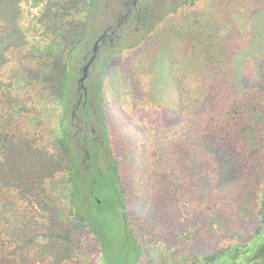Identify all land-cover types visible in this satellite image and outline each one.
Here are the masks:
<instances>
[{
  "label": "trees",
  "instance_id": "trees-1",
  "mask_svg": "<svg viewBox=\"0 0 264 264\" xmlns=\"http://www.w3.org/2000/svg\"><path fill=\"white\" fill-rule=\"evenodd\" d=\"M28 1L0 0V69L3 70L0 88L1 85H5L7 88L5 92L9 97L14 94L11 92L12 89L18 91L15 93L14 102L12 99L8 100L10 108L1 109L4 110L3 115L9 114V121L7 125L0 119V183L2 182L0 190L11 186L9 183L11 174L13 175L18 168L15 162L22 165L21 158L9 156V151L14 146L22 148L20 154L24 169L26 163L31 162L32 171H35V183H44L57 171L42 165L41 162L48 163L46 159L51 156L45 159L46 156L39 145H32L13 135L15 130L11 120L19 119L26 129L33 130L34 124H38L39 121H46L49 125L56 119L47 135L52 140L55 139L57 149H60L65 157L63 163L68 166L67 172L73 196L72 209L76 217V221L69 222L68 229L53 233L57 242L59 240L63 242L62 256L67 260L76 256L80 248L75 245L76 243H72L70 237L75 231L86 227L99 241L102 264H139L143 256V248L128 218L127 190L124 187L123 174L112 153L110 124L103 95L108 68L127 48L123 46V40L119 42L114 40L113 43L101 44L96 54L93 49L89 51L85 39L90 34L89 20L96 0H33V3L45 4V8L48 6L53 18L49 13H44L40 20V27L43 30L41 35H44L48 41L45 47L40 49L36 46L37 50L29 49L24 52L20 49L21 44L11 42L15 32L21 33L23 39L26 37L27 40L28 29L24 25L22 3ZM214 1L218 9H225L223 0ZM234 1L229 0L230 6L238 12L241 9L249 12L253 10L248 8V4H243L242 0L236 4ZM202 4L197 5L196 1H192L193 6L189 7L192 11L176 25L174 35L178 39L176 45L182 49V52H179L182 53L183 58L185 60L193 58L195 65H199L197 67L204 68L213 75V81L207 85L211 93L210 96L199 95L195 100H192L190 95H185V82L190 67L187 69L186 77L174 86L173 92L176 97L172 96V100L180 105V108L179 111L174 110L171 114L176 118L175 126L172 124L167 127L165 140L170 142L168 150L155 149L159 150L155 156L158 161L156 168L154 167L155 174L158 179L164 177V185H168L171 189V198L169 197L166 202L167 212L172 219H176L175 216L180 215L178 209L183 208L185 214L188 212L192 215L197 214L202 222H235L232 225L228 224L227 227L225 223H221L222 236L227 233L229 237L227 240H223L208 252L194 253L186 259V264H264V159L257 155L262 162L261 175H258V161L251 157L248 168L241 170L242 178L230 190H225L223 182L227 173L221 168L219 155L214 152L219 145L225 149L231 148L230 150L235 148L240 150L239 145H241L246 153L252 154L255 151L264 156V99L257 101L258 97H253L254 92L260 91V95L264 94V65L258 75L260 77H242L241 69L238 67L234 69L233 43L236 33L230 32L224 35L220 29L219 32L212 29L208 31L207 29L211 27L209 21L214 18L216 9L209 4L207 6ZM204 6L207 8L206 12ZM63 11L75 14L77 19L75 30L65 29L62 20L70 14ZM238 12H231L230 18L233 20ZM221 17L224 18L222 12ZM135 20L142 21L140 13H137ZM119 24L116 27L117 31H114L110 38H118L115 32L118 33L123 25L118 28ZM40 27H36L32 22L29 29L38 33L37 29ZM113 30L115 29L109 28L107 32L112 33ZM135 35L138 37L140 34ZM145 36L146 34H142L141 38L139 37V40L131 46L140 45L145 40ZM165 40L171 42L167 37ZM214 40H219V43L214 44ZM156 45L160 49L163 47L160 43ZM206 50H211V55L215 53L212 55L213 60L207 58ZM82 52L88 55L79 56ZM198 55L205 56L201 58L200 63L197 61ZM93 56L95 60L90 68L100 71V81L92 90H87L86 94L81 95L79 89L82 84L78 82V89L74 88L76 80L73 69L77 61H80V64L84 62L83 67L79 69L82 77L84 66ZM150 56L148 54L145 58L139 57L135 70H143V64L153 65ZM183 58L181 62H184ZM232 72L237 74L232 75ZM52 80H57V84L55 89L52 87L53 95L49 96L47 88ZM139 82L143 84L139 88L148 89L152 96L154 91L152 92L148 83L142 79H139ZM171 84L173 85L174 82ZM188 85L190 86L191 83L188 82ZM23 90L38 93V104L36 102L34 108L26 101L20 102L21 95L25 94ZM17 105H19L18 110H14ZM58 108L59 113L55 116V109ZM204 120L207 122L201 123ZM146 136L145 152L140 154L137 160L138 178L142 179L147 188H158L156 178L150 181L146 178L148 170L145 166L146 163L149 164L146 158L148 145H151V152L154 154L155 147L152 143L159 141L154 139L151 133H146ZM210 136L212 143L208 140ZM237 137L243 140L239 145L236 144ZM17 152L19 153V150ZM164 158L175 162L166 165ZM58 170L66 173L62 168ZM177 177L180 182L176 180ZM253 179L255 184H252ZM248 181L252 183L249 184ZM81 186H85L91 192L95 201L93 207L96 210L115 213L121 219L120 227L117 226L119 233L116 239L111 238L110 230L104 222H100L102 218L96 219L99 222L94 228L86 223V217L79 214L76 198L81 193ZM246 188L253 195L251 199V202H254L253 207L248 203L250 201L247 200L249 198L244 191ZM97 195L103 201L99 200ZM244 202L250 204L252 208L246 210L247 204ZM191 203L198 205L192 207ZM195 209L197 210L193 213ZM247 211H250L252 220ZM88 222H94V219ZM246 222H255V224L246 226ZM210 226L217 231L218 227L213 225H207L205 228L209 229ZM0 258L3 259L2 256Z\"/></svg>",
  "mask_w": 264,
  "mask_h": 264
},
{
  "label": "rangeland",
  "instance_id": "rangeland-1",
  "mask_svg": "<svg viewBox=\"0 0 264 264\" xmlns=\"http://www.w3.org/2000/svg\"><path fill=\"white\" fill-rule=\"evenodd\" d=\"M186 1L188 0H138L137 5L134 6L135 0H96L89 20L90 34L85 39L89 51H91L95 42L104 32L109 28L115 29L113 32L117 31L116 27L119 22L127 17L122 22L120 31L115 32L118 38L112 37L113 39L111 38L112 41H110L113 43L114 40L115 42L123 40L122 44L127 49L108 68L109 73L104 82L103 95L110 124L112 153L115 155L119 169L123 174L124 187L127 190L128 218L143 248V256L139 264H186V259L194 253L208 252L229 238L227 233L222 236L221 223H225V227L235 223L202 222L197 214L192 215L189 212L185 214L183 208L178 209L180 215L175 216L176 219H172L167 212L168 205L166 202L169 197L171 198V189L168 185H164V177L158 179L155 174L158 162L155 156L159 152L155 149L168 150L167 147L170 142L165 140L167 127L176 124V118L172 117L171 114L174 110L179 111L180 108V105L172 100V96L176 97L173 92L174 86L183 77H186L187 69L190 67L185 82V95H190L192 100H195L199 95L207 94L210 96L211 93L207 85L213 81V75L208 70L197 67L198 64L195 65L193 58L185 60L182 53L179 52H182L181 47L176 45L178 39L174 35V29L181 19L192 11L189 8L193 6L192 1H196L197 5L204 3L207 6L209 4L216 9L212 21L208 20L211 26L207 29L208 31L212 29V31L219 32L220 29L224 35L230 32L236 33V39L233 43L234 69L240 68L242 77H260L258 75L264 65V0H246V2L242 0L243 4H248V8L253 9L251 12L242 9L238 12L230 6L229 0H223V8L225 7V9L222 10L215 6L214 0H189L188 3ZM236 2L239 0H235L234 4ZM46 8L45 4H36L33 3V0L22 3L24 25L28 29V44L26 37L23 39V35L19 32L14 33L12 44H21L20 49L24 52L29 49L37 50L36 46H39L40 49L45 47L48 41L44 35H41L43 30L40 27V20L44 13H49L53 18L48 6ZM63 12L70 14L62 20L65 29L67 31L75 30L77 20L75 14H71L70 11ZM221 12L224 18L221 17ZM231 12H238L233 18L234 22L230 18ZM137 13H140L141 17L144 16L142 21L135 20ZM32 22L36 24V27H40L37 29L38 33L29 29ZM107 33L113 36L111 32ZM136 33L140 35L136 37ZM142 34H146L145 40L140 42V45L131 46L139 40ZM166 37L171 42L166 41ZM156 43L162 44V49ZM213 43L217 44L219 40H214ZM205 52L207 58L213 60L212 55L215 53L211 55V50ZM148 54L153 59V65L146 66L143 64V70H135L137 59L139 57L140 59L145 58ZM86 55L88 54L82 52L79 56ZM204 57V55H198L197 61L200 63L201 58ZM182 58L184 62H181ZM79 62L75 63L73 69L76 80L75 90L78 89V82L81 77L79 69L84 65V62L82 64ZM134 63L135 65H133ZM2 71L0 69V78ZM236 74V72H232V75ZM139 75L142 77L140 78ZM139 79L148 83L152 92L154 91L152 96L148 89L139 88L143 85ZM98 81H100V71L91 67L87 79L79 89V93L83 95L87 90H92ZM171 82L174 84L172 85ZM188 82L191 83L190 86ZM56 84L57 80L50 82L49 88H47L49 96L53 95L52 87L55 89ZM167 90L169 91L166 92ZM5 91L7 88L5 85H1L0 105L3 106L0 107V119L8 125L9 114H5V117L3 115L4 110L1 109L10 108L8 100L12 99L14 102L15 93L18 91L12 89L11 92H14L12 97L7 96ZM23 92L25 94L21 95L20 102L26 101L34 108V104L36 102L38 104V93L35 91L27 92L26 90ZM253 97H258L257 101H262L264 94L260 95V91L254 92ZM18 108L19 105L13 109L18 110ZM57 113H59V108L55 109L54 115L56 116ZM11 121L15 130L13 135L17 139L22 138L32 145H39L44 156H46L45 159L51 156L46 159L48 163L41 162L42 165L57 171L50 179H46L42 183L43 185L37 184L34 182L36 177L34 176L35 171H32L31 162L26 163V168H23V160L20 154L22 148L14 146L10 149L9 156L21 158L22 165L15 162V166L18 168L13 175L11 174L9 182L11 186L0 190V257L3 258H0V264H102L99 241L88 228L84 227L75 231L74 235L70 237L73 240L72 243H76L75 245L80 248L76 256L70 260L64 259L61 252L63 242L60 240L57 242L53 235V233L65 231L70 226L69 222L76 221L72 209L73 196L70 189V177H68L67 172L68 166L63 163L65 157L61 154L60 149H57L55 139L52 140L47 135L56 119L49 125L46 124V121H39L38 124H34L33 130L26 129L19 119ZM205 122L207 121H201V123ZM145 132L153 134L152 137L159 141L152 143L155 147L154 154L151 152V145H148L146 158L149 164L146 163L145 166V169L148 170L146 178L149 181L156 178L159 184L158 188H147L142 179L138 178L136 166L138 156L145 152V137H147ZM210 138L211 136L208 138L209 143H212ZM235 140L237 145L243 141L240 137ZM176 146L179 145L176 144ZM239 146L240 150L239 148L230 150L231 148L227 149L226 147L225 149L219 145L214 151L219 155L221 168L227 173L223 182V184L225 183V190H230L242 178V171L248 168L251 157L258 161V175H261L262 162L260 158L264 159V156L254 150L252 154L246 153L244 148ZM28 154L31 155V153ZM30 157L33 160V157ZM164 160L166 165L175 162V160L170 162L167 158ZM86 163L88 164V162ZM58 168L66 170V173H62ZM40 175L43 177L42 174ZM254 179L252 180L253 183L251 181L248 183L255 184ZM176 180L180 182L179 177ZM173 183L175 184V181ZM244 191L249 198L247 199L250 201L248 203L253 207L254 202H251L253 195L248 192L247 188ZM96 197L103 201L98 195ZM94 202L91 192L85 186H81V193L76 198V208L79 214L86 217V223L94 228L99 222L96 219L102 218L103 220L100 222L105 223L110 230L111 238L116 239L119 233V224L122 222L121 219L115 213L96 210L93 207ZM244 203L247 204V202ZM250 204L246 205V210H250ZM190 205L195 207L198 204L191 203ZM247 214L252 220L250 211H247ZM92 219L94 222H88ZM236 223L240 222L236 221ZM253 223L255 224V222H246V226ZM207 225H213L218 229L215 231L211 226L206 229Z\"/></svg>",
  "mask_w": 264,
  "mask_h": 264
},
{
  "label": "water",
  "instance_id": "water-1",
  "mask_svg": "<svg viewBox=\"0 0 264 264\" xmlns=\"http://www.w3.org/2000/svg\"><path fill=\"white\" fill-rule=\"evenodd\" d=\"M113 34H114V32L111 33V35H113ZM106 36H107V32H105L104 34H102L98 38V40L95 42L94 47H93V51L95 52V54H96V52H97V50L99 48L100 42L103 41ZM94 60H95V56H93V58L90 60V62L86 66H84V68H83V76L79 80V82L81 84L87 79L90 65L94 62Z\"/></svg>",
  "mask_w": 264,
  "mask_h": 264
},
{
  "label": "flooded vegetation",
  "instance_id": "flooded-vegetation-1",
  "mask_svg": "<svg viewBox=\"0 0 264 264\" xmlns=\"http://www.w3.org/2000/svg\"><path fill=\"white\" fill-rule=\"evenodd\" d=\"M136 3H138V0H135V2H134V6H136L137 4ZM128 15H129V13H128ZM143 17L144 16H142L141 18H142V20H143ZM125 19H127V17L126 18H124V20ZM123 20V21H124ZM123 24V23H122ZM121 23L119 24V26H118V28H120V26L122 25ZM107 32V31H106ZM105 33V32H104ZM111 36L109 35V34H107V36L105 37V39L103 40V41H101L100 42V44H99V46L101 45V44H106L108 41L110 42V41H112V39L110 38Z\"/></svg>",
  "mask_w": 264,
  "mask_h": 264
}]
</instances>
